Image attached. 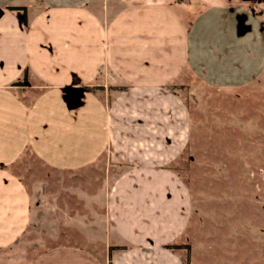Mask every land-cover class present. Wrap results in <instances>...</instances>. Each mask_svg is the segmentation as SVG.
<instances>
[{"label":"crops","instance_id":"obj_1","mask_svg":"<svg viewBox=\"0 0 264 264\" xmlns=\"http://www.w3.org/2000/svg\"><path fill=\"white\" fill-rule=\"evenodd\" d=\"M245 1L0 0V250L31 219V196L13 170L19 159L89 171L103 156L106 176L123 167L107 183L108 252L56 245L28 264L188 263L165 246L181 243L173 240L189 218L170 167L190 142V114L169 86L188 74L220 91L255 82L264 0L237 35L232 14ZM8 5L27 8L28 27ZM67 88L82 91L72 104Z\"/></svg>","mask_w":264,"mask_h":264},{"label":"rangeland","instance_id":"obj_2","mask_svg":"<svg viewBox=\"0 0 264 264\" xmlns=\"http://www.w3.org/2000/svg\"><path fill=\"white\" fill-rule=\"evenodd\" d=\"M197 5L189 3L190 17ZM179 90L191 123L190 142L170 167L189 210L187 228L173 240L187 245L178 252L188 264H264V71L232 91L188 74ZM26 155L13 170L31 196V219L22 236L0 250V264H28L56 245L104 257L107 183L123 167L112 166L106 176L103 156L89 171H74Z\"/></svg>","mask_w":264,"mask_h":264},{"label":"water","instance_id":"obj_3","mask_svg":"<svg viewBox=\"0 0 264 264\" xmlns=\"http://www.w3.org/2000/svg\"><path fill=\"white\" fill-rule=\"evenodd\" d=\"M241 17L242 19L240 20ZM235 19L237 21L235 24V31L237 35H243L245 32L250 30L251 26L249 24H244L246 20V16L244 14H236ZM66 93V101L68 102V104H72L73 101L77 99L80 95V91L78 89L73 88H67Z\"/></svg>","mask_w":264,"mask_h":264},{"label":"trees","instance_id":"obj_4","mask_svg":"<svg viewBox=\"0 0 264 264\" xmlns=\"http://www.w3.org/2000/svg\"><path fill=\"white\" fill-rule=\"evenodd\" d=\"M180 1V0H177ZM6 8H8L9 10L15 11L17 13H19V19L22 23V25L26 28L28 27L29 24V20H28V14H27V8L23 5H8L6 6ZM86 87V86H85ZM181 86H169V88L171 89H175V88H179ZM87 89H93V87H86ZM167 248H171V249H177L180 247H187V245H180V244H169V245H165ZM188 264V263H187Z\"/></svg>","mask_w":264,"mask_h":264},{"label":"flooded vegetation","instance_id":"obj_5","mask_svg":"<svg viewBox=\"0 0 264 264\" xmlns=\"http://www.w3.org/2000/svg\"><path fill=\"white\" fill-rule=\"evenodd\" d=\"M259 1H261V0H246L245 2H244V4H245V6H244V10L243 11H241V12H234V9H233V7L232 6H229L228 8H231V12L233 13L232 14V16H233V20H234V23L236 24V19H235V15L236 14H244L245 16H246V20H245V22H244V24H248L247 23V20H248V14L250 13V11H252V10H254V12L255 13H257L258 12V9L256 8V7H253V6H256L258 3H259ZM242 19V17L240 18V20ZM244 29H246V28H244Z\"/></svg>","mask_w":264,"mask_h":264}]
</instances>
